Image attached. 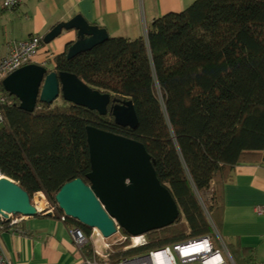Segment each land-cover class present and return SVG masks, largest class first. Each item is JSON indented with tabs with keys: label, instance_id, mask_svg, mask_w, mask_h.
Instances as JSON below:
<instances>
[{
	"label": "trees",
	"instance_id": "1",
	"mask_svg": "<svg viewBox=\"0 0 264 264\" xmlns=\"http://www.w3.org/2000/svg\"><path fill=\"white\" fill-rule=\"evenodd\" d=\"M69 47L55 56L53 71L75 74L112 100L132 101L137 128L115 123L114 103L101 116L61 97L38 103L29 113L1 85L9 100L0 128L2 175L31 200L43 192L57 204L66 183L81 178L90 185L87 127L94 126L141 142L180 211L173 225L148 233L146 245L126 250L128 242L116 244L114 261L211 236L213 227L196 191L214 186L210 218L218 229L223 189L233 169L264 163V0H196L155 20L141 39L110 37L73 59L67 57ZM63 215L58 206L56 217ZM65 222L92 233L73 218ZM0 228H10L9 223ZM241 251L240 259L233 251L240 264H259L248 250ZM84 254L92 258L91 245Z\"/></svg>",
	"mask_w": 264,
	"mask_h": 264
},
{
	"label": "water",
	"instance_id": "2",
	"mask_svg": "<svg viewBox=\"0 0 264 264\" xmlns=\"http://www.w3.org/2000/svg\"><path fill=\"white\" fill-rule=\"evenodd\" d=\"M76 30L78 40L70 46L68 59L109 40L106 29L90 24L77 15L57 24L44 36L49 44L63 31ZM5 91L18 98L19 108L33 113L38 105L52 104L61 97L77 106L106 116L111 107L115 123L136 129L138 117L132 101L113 99L89 87L75 74L49 72L48 67L30 64L3 81ZM91 171L90 185L81 178L66 183L56 195L64 216L96 229L103 238L115 235L117 225L129 235L138 236L173 225L180 215L171 192L157 177L154 161L139 141L94 126L87 127ZM39 215L29 194L14 180L0 179V223L10 216Z\"/></svg>",
	"mask_w": 264,
	"mask_h": 264
},
{
	"label": "crops",
	"instance_id": "3",
	"mask_svg": "<svg viewBox=\"0 0 264 264\" xmlns=\"http://www.w3.org/2000/svg\"><path fill=\"white\" fill-rule=\"evenodd\" d=\"M195 1L22 0L18 8L5 15L6 22L2 14L8 10L0 8L1 27L9 33L8 40H3L0 46V57L10 54L13 43L33 36L44 38L57 24L68 22L77 15L106 29L110 37L135 41L145 37L146 30L155 20L182 12ZM77 40L76 30L63 31L47 46L42 45L34 63L53 71L55 56L65 53ZM223 203L217 231L230 253L229 264L233 261L237 264L234 257L240 259L242 249L248 250L259 264H264V163L236 166L224 186ZM70 230L60 217L39 214L23 218L8 229L0 228V245L4 257L12 264H85L89 259L84 254L85 247H77ZM88 238L93 259L96 250L104 251L106 241L94 229Z\"/></svg>",
	"mask_w": 264,
	"mask_h": 264
},
{
	"label": "built area",
	"instance_id": "4",
	"mask_svg": "<svg viewBox=\"0 0 264 264\" xmlns=\"http://www.w3.org/2000/svg\"><path fill=\"white\" fill-rule=\"evenodd\" d=\"M22 3V0H0V8L7 10H14ZM145 35H147V30ZM43 37L33 36L27 40L15 42L12 44L11 52L8 56L0 57V87L3 86V81L8 78L12 73L21 69L24 66L34 64L35 58L37 57L40 48L43 45ZM9 100L7 96L1 91L0 88V123L5 122V115L3 113V106L8 104ZM2 175L0 171V176ZM38 198L40 196L45 198L44 193H37ZM40 194V195H39ZM34 205V204H33ZM39 214L53 215L57 213V207L53 205L50 208L49 204L47 207L44 206V210L41 207L34 205ZM47 207V208H45ZM44 211V212H43ZM26 217L10 216L9 223L10 227L15 226L20 220ZM212 227H214L217 239L221 247H218L211 236H203L200 238L192 239L186 242L167 246L158 250H152L145 254L122 258L118 261L113 259V246L122 243L123 240L127 239L124 236H118L120 230L117 225V236L110 242L97 233L105 240L104 251L96 250V256L93 259H86L85 264H229L227 261L230 256L228 248L220 235L216 227L214 226L210 217H208ZM66 217H61L62 221H65ZM5 222V221H4ZM71 236L79 248H84L89 243L88 236L79 228H72L70 230ZM131 243L126 247V250L144 246L148 240L146 235L131 237ZM0 264H12L3 255L2 248L0 245Z\"/></svg>",
	"mask_w": 264,
	"mask_h": 264
},
{
	"label": "rangeland",
	"instance_id": "5",
	"mask_svg": "<svg viewBox=\"0 0 264 264\" xmlns=\"http://www.w3.org/2000/svg\"><path fill=\"white\" fill-rule=\"evenodd\" d=\"M8 14H11V12H10V11H7V12L3 13V14H2L3 19L5 18V15L8 16ZM1 20H2V19H1ZM6 21H7V19H4V22H6ZM2 22H3V20H2ZM8 34H9L8 31H7L5 28L1 27V23H0V46L3 44V40H5V41L8 40V36H7ZM5 35H6V36H5ZM43 45H44V46H47L48 44H45V43L43 42ZM48 66H49V65H48ZM3 125H4L3 123H0V128H2ZM38 193H39V192H38ZM42 193H43V192H42ZM37 195H38V194H35V195H34V197L32 198L31 202H32V204L37 205L38 207H41V210H44V206H45V204H46L47 207L50 206V208H52L53 205H55V206L58 208V204H56V203H54V202L52 203V202L49 200V198L45 195V193H44L45 198H42L41 196H40V198H38ZM39 195H40V194H39ZM196 196H197V198H198V200H199V202H200V204H201V206H202V208H203L205 214H206L208 217H211L212 209H213V207H216V199H215L214 186L212 185L210 189H208V190H203V191H201V192H199V191L197 192V191H196ZM48 204H49V206H48ZM47 207H45V208H47ZM210 211H211V213H210ZM43 212H44V211H43ZM42 214H43V213H42ZM213 224H214V223H213ZM214 226H215V225H214ZM215 227H216V226H215ZM216 229H217V228H216ZM122 230H123V229L120 228V230H119V232H118V236H124V237H127V239L123 240L122 243L128 242V245H130V243H131V239H130V238H131V237H136V236H132V235H129V234H128V235H125V234H123ZM144 235H146V237H147V234H144ZM116 236H117V233H116L115 235H113L112 237L106 239V240H108V241L110 242V241H112ZM138 236H141V235H138ZM212 238H213L214 242L217 244V246H218V247H221V245L219 244V241H218V239H217V235H216V232H215L214 227H213ZM114 246H115V245H114ZM114 246H113V248H114ZM113 251H114V250H113ZM234 260L236 261L237 264H240L239 260L236 259V257H234ZM193 264H199V263H193ZM233 264H235L234 261H233Z\"/></svg>",
	"mask_w": 264,
	"mask_h": 264
},
{
	"label": "bare ground",
	"instance_id": "6",
	"mask_svg": "<svg viewBox=\"0 0 264 264\" xmlns=\"http://www.w3.org/2000/svg\"><path fill=\"white\" fill-rule=\"evenodd\" d=\"M3 177H4V175H1V176H0V179H2Z\"/></svg>",
	"mask_w": 264,
	"mask_h": 264
}]
</instances>
